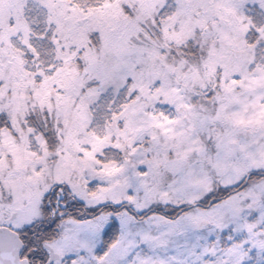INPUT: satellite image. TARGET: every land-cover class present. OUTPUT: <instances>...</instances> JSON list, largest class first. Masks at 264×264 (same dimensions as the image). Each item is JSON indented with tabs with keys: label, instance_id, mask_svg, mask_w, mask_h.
<instances>
[{
	"label": "snow or ice",
	"instance_id": "6c2138e0",
	"mask_svg": "<svg viewBox=\"0 0 264 264\" xmlns=\"http://www.w3.org/2000/svg\"><path fill=\"white\" fill-rule=\"evenodd\" d=\"M0 264H264V0H0Z\"/></svg>",
	"mask_w": 264,
	"mask_h": 264
}]
</instances>
